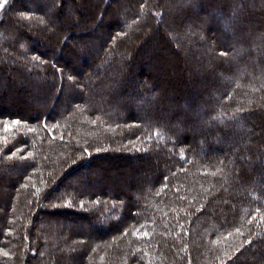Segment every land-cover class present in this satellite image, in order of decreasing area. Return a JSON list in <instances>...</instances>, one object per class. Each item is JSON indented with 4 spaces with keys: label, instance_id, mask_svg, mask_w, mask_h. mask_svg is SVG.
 <instances>
[{
    "label": "trees",
    "instance_id": "16d2710c",
    "mask_svg": "<svg viewBox=\"0 0 264 264\" xmlns=\"http://www.w3.org/2000/svg\"><path fill=\"white\" fill-rule=\"evenodd\" d=\"M0 264H264V0H5Z\"/></svg>",
    "mask_w": 264,
    "mask_h": 264
},
{
    "label": "rangeland",
    "instance_id": "374dc122",
    "mask_svg": "<svg viewBox=\"0 0 264 264\" xmlns=\"http://www.w3.org/2000/svg\"><path fill=\"white\" fill-rule=\"evenodd\" d=\"M4 1H5V0H1V1H0V5H3ZM1 8H2V6H0V10H1Z\"/></svg>",
    "mask_w": 264,
    "mask_h": 264
},
{
    "label": "snow or ice",
    "instance_id": "6c2138e0",
    "mask_svg": "<svg viewBox=\"0 0 264 264\" xmlns=\"http://www.w3.org/2000/svg\"><path fill=\"white\" fill-rule=\"evenodd\" d=\"M0 6H2V5H0Z\"/></svg>",
    "mask_w": 264,
    "mask_h": 264
}]
</instances>
